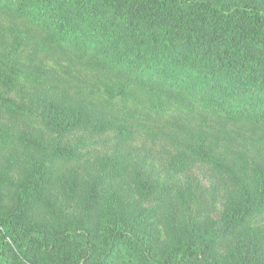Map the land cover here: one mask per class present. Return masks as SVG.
I'll use <instances>...</instances> for the list:
<instances>
[{
  "label": "trees",
  "instance_id": "obj_1",
  "mask_svg": "<svg viewBox=\"0 0 264 264\" xmlns=\"http://www.w3.org/2000/svg\"><path fill=\"white\" fill-rule=\"evenodd\" d=\"M0 9L38 27L43 47L81 49L118 73L119 81L102 89L104 97L126 99L139 87L147 91L152 113L170 109L264 129V0H0ZM21 42L16 33L13 52ZM5 60L0 115L36 127L39 134L17 135L19 145L37 159L15 191L4 195L0 183V264H227L214 249L226 234L239 235L233 264H263L264 158L245 178L232 177L237 193L220 220L212 219L187 172L192 160L223 168L221 156L205 148L203 132L190 136L188 153L171 158L172 171L165 178L133 176L142 198L173 189L185 212L165 251L156 252L158 232L149 222L150 211L130 209L114 193L98 204L96 230L60 221V215L69 214L65 207L53 223L35 219L57 163L78 160L87 146L81 137L75 143L64 140L85 117L81 109L69 111L53 101L37 110L13 100L9 94L18 83V71L24 73L17 67L18 58ZM110 128L120 143L131 137L125 125L111 121L92 126L96 133ZM7 129L0 127L2 142ZM231 131L217 136L236 139ZM246 154L244 149L240 156L245 167ZM130 158L129 151L116 145L102 158V168L113 175ZM95 195L94 189L88 190L85 210L96 204Z\"/></svg>",
  "mask_w": 264,
  "mask_h": 264
},
{
  "label": "rangeland",
  "instance_id": "obj_2",
  "mask_svg": "<svg viewBox=\"0 0 264 264\" xmlns=\"http://www.w3.org/2000/svg\"><path fill=\"white\" fill-rule=\"evenodd\" d=\"M16 33L21 35L22 42L13 52ZM42 41L43 33L38 27L27 19L15 18L9 11L0 9V70H8V61L5 59L18 58L20 64L17 67L24 73L22 75L18 71V83L9 96L37 110L53 101L69 111L81 109L85 117L83 125L65 134L64 140L75 143L81 137L87 142L86 148L81 151L78 160L57 163V171L43 192L42 201L36 206V215L33 217L53 223L56 213L65 207L69 214L60 215V221H70L96 230L98 204L101 205L103 198L114 193L122 197L130 209L150 211L149 222L158 232L156 252H163L170 245L171 237L184 219L185 212L177 204L173 189L157 191L142 198L133 176L138 173L145 178H165V172L172 171L171 158L179 152L188 153L192 145L190 136L203 132L205 148L221 156L223 168L192 160L187 172L208 216L220 220L227 201L237 193L232 177L243 179L251 174L254 163H262L264 129L239 123L223 124L209 115L198 113L180 114L170 109L160 114L152 113L148 109L147 91L139 87L133 88L126 99L104 97L102 89L117 79L119 81L118 73L98 63L90 53L81 49L45 48ZM104 121L125 125L130 131V139L126 143L118 142L111 128L103 133L92 130L94 122ZM0 127L8 128L3 142L0 140V183L4 195H11L20 177L37 159L19 145L17 135L29 137L39 134V129L28 127L22 121L4 114L0 115ZM230 129L236 133V139L217 136L218 132L222 135ZM116 145L129 151L131 158L128 166L110 175V172H106L109 168H102L101 160ZM244 149L247 151V167L240 159ZM258 156L260 159L256 158ZM241 167L244 171H240ZM98 179H101L99 183ZM91 188L96 192V204L85 210V197ZM217 229L221 231L220 224ZM238 242L239 235L221 236L220 243L214 248L218 259L233 264L231 255ZM260 261L264 264V252ZM118 264L128 263L119 261Z\"/></svg>",
  "mask_w": 264,
  "mask_h": 264
}]
</instances>
